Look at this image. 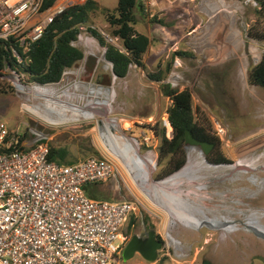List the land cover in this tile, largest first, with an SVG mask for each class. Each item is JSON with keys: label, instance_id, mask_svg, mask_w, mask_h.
<instances>
[{"label": "rangeland", "instance_id": "obj_1", "mask_svg": "<svg viewBox=\"0 0 264 264\" xmlns=\"http://www.w3.org/2000/svg\"><path fill=\"white\" fill-rule=\"evenodd\" d=\"M95 1L97 9L84 25L111 38L102 9H114L118 0ZM140 1L144 11L135 10L134 27L150 39L144 68L131 65L124 78L113 77L110 85H103L104 76L112 73L111 64L86 29L72 43L84 54L79 67L66 68L56 83L38 84L20 68L16 74L6 67L0 71V122L21 133L34 127L49 144L67 148L68 159L93 154L117 163L124 179L99 183L98 196L133 203L132 220L123 227V247L132 235L145 237L150 230L163 245L154 261L139 253L123 261L120 254L113 264H264V88L247 81L249 67L264 53V42L246 34L253 24L264 27V16L257 2L249 0ZM110 43L121 47L117 38ZM90 54L97 56V66L86 81L84 65ZM167 66L164 82L190 91L195 119L213 139L207 154L200 146H184V164L169 174L168 158L159 165L158 147L160 129L170 132L164 120L171 101L160 92L159 82L147 77ZM32 85L54 87L58 100L88 109L92 116L53 124L42 120L25 108L44 102L30 91ZM67 91L71 96L62 95ZM96 98L98 105L90 101ZM47 108L53 117L69 114L55 104ZM106 123L133 142L129 153L135 155L131 168L137 176L124 170L104 146L99 132ZM219 154L226 158L224 163L209 161ZM142 156L159 188L155 195L140 182Z\"/></svg>", "mask_w": 264, "mask_h": 264}, {"label": "built area", "instance_id": "obj_2", "mask_svg": "<svg viewBox=\"0 0 264 264\" xmlns=\"http://www.w3.org/2000/svg\"><path fill=\"white\" fill-rule=\"evenodd\" d=\"M43 1L0 0L1 46L15 59L3 69L11 74L27 63L31 44L56 16L87 0H54L47 8ZM86 29L78 26V39ZM164 124L170 130L167 118ZM103 130L99 136L110 155L135 174L124 153L107 146ZM22 133L0 122V264H113L123 249L133 203L91 198L84 187L123 178L117 163L93 154L69 164L49 160L48 141L36 142L42 136L21 141Z\"/></svg>", "mask_w": 264, "mask_h": 264}, {"label": "trees", "instance_id": "obj_3", "mask_svg": "<svg viewBox=\"0 0 264 264\" xmlns=\"http://www.w3.org/2000/svg\"><path fill=\"white\" fill-rule=\"evenodd\" d=\"M53 1L44 0L42 7H49ZM256 2L259 6L258 12L264 16V0H257ZM97 4L99 3L95 0H87L82 5L68 8L63 14L56 16L51 21L39 40L31 44L26 54L30 59L27 63L21 65V69L27 72L33 81L42 85L56 83L61 79L66 68L72 67L83 58V52L71 42L77 39L78 26L87 23L91 13L97 9ZM102 10L109 28V36L117 38L121 47L119 48L110 41L108 42L105 35L97 29L88 27L87 30L99 46L104 48L103 58L111 64L114 75L117 78H124L131 65L144 68L143 56L148 50L150 39L134 27L136 24L135 10L144 11V4L140 0H118L114 9L109 10L105 7ZM246 32L248 38L264 42V27L260 28L253 24L249 26ZM2 43L5 42L0 41V70L3 69L5 63L10 66L15 63L10 49H4L1 46ZM17 50L21 53V49L17 48ZM178 54L182 55L181 53ZM169 70L170 66H167L164 70L147 73L150 80L159 82L160 92L171 101L166 109L171 137L168 136L169 133L165 127H162L160 129L161 142L158 147L159 165L161 160L165 158L169 160L170 168L167 174L179 170L184 164V142L187 130L192 132L194 138L213 144L212 137L206 133L205 128L195 119L190 91L175 89L169 83L164 82L165 74H168ZM247 81L251 85L264 88V53L256 64L249 67ZM31 135L46 137L43 132L36 130L34 127H26L21 135V141L27 138L30 139ZM40 141H44V138L36 142ZM69 154L67 148L55 147L49 144V160L69 164L74 162V160L67 158ZM217 156L218 158L207 157L210 162L215 164L226 161L222 154ZM101 182L86 185L84 187L85 193L91 198L100 199L98 185ZM132 217L130 214L128 223L132 220ZM156 238L161 241L160 237Z\"/></svg>", "mask_w": 264, "mask_h": 264}, {"label": "bare ground", "instance_id": "obj_4", "mask_svg": "<svg viewBox=\"0 0 264 264\" xmlns=\"http://www.w3.org/2000/svg\"><path fill=\"white\" fill-rule=\"evenodd\" d=\"M233 32V31H232ZM235 34V33H234ZM235 39V38H234ZM252 49V48H251ZM68 71V70H67ZM67 73H70L71 72H67ZM66 74V73H65ZM172 76V75H171ZM17 82V81H16ZM15 82V83H16ZM80 84V83H79ZM18 89L20 91H24V88L21 84L19 83H16ZM63 85V84H62ZM80 88V87H78ZM30 91L32 93H34L35 95H38L39 97H41L42 99H44V102L41 104H38V105H25V108L27 110H29L31 113H33L34 115H36L37 117L41 118L42 120L48 122V123H57L59 121H62V120H67V119H70V120H74V119H77L78 116L80 117H84L86 119H90V117L92 116V113L87 109L85 108H82L80 106H77V105H66L64 102H62V100H58L57 97L59 96H54L55 94V88L54 87H50V86H39V85H32L30 88ZM67 89V88H65ZM69 90V89H68ZM27 92V90H26ZM70 92V91H69ZM68 91L67 92H63L62 95L63 96H66V97H69L71 96V94L69 93ZM27 94V93H26ZM78 95V94H77ZM80 96V95H78ZM30 97V96H29ZM54 97L56 98V100L54 99ZM33 99V98H32ZM82 100V98H81ZM96 100H99L98 102ZM96 100H90L92 102H96V104L98 105V103H100V99L96 98ZM40 101V100H39ZM42 101V100H41ZM91 102L90 106L93 105V103ZM89 103V102H88ZM53 104H55V106H59V110H61L62 112H69V114H65V113H60L58 112V117H53L51 116L49 113H47L46 109H48L47 107H51L53 106ZM83 105V104H82ZM85 106V105H84ZM53 108V107H52ZM96 118V117H95ZM60 123V122H59ZM113 126V125H112ZM112 126L111 124L109 123H106L105 126H104V130L103 132L107 135V138L105 140V143L107 144V146L113 150L114 152H116L117 154H122L124 153V156L127 160V165H128V168L130 169H133L131 168V166H133L134 162H133V158L135 155H130L128 154L126 156L125 152H124V149L125 150H131L130 149V145H132V141L131 140H126L123 136L120 137V135L118 134H114V132H112ZM99 129V128H98ZM121 139V140H120ZM120 142L123 143V145L120 146ZM132 147V146H131ZM195 147H198V146H195ZM200 148V147H198ZM134 151H136L134 149ZM134 153V152H133ZM132 153V154H133ZM123 155V154H122ZM146 156H149V155H146ZM143 157V156H142ZM142 160V164H143V169L142 170H139L140 174V182H142L143 186L145 189H147L151 194L155 195V193L159 190V188L153 184L152 180H151V177H150V174H149V161L147 162L145 160V158H141ZM148 160V159H147ZM129 162V163H128ZM141 163V162H140ZM139 165V164H138ZM134 167V166H133ZM135 168V167H134ZM134 170V169H133ZM135 171V170H134ZM135 175L137 176L136 172H135ZM139 177V176H138ZM168 177V176H167ZM169 188V187H168ZM146 190V191H147ZM147 191V192H148ZM148 192V193H149ZM169 193V192H168ZM172 194V192L170 193ZM177 195V194H176ZM178 197V196H177ZM176 197V198H177ZM151 198L153 200V197L151 195ZM178 199V198H177ZM246 207V206H245ZM248 208V207H247ZM246 209H244L245 211ZM248 210V209H247ZM246 210V211H247ZM249 211V210H248ZM165 212V211H164ZM170 213V212H169ZM187 227V226H186Z\"/></svg>", "mask_w": 264, "mask_h": 264}, {"label": "water", "instance_id": "obj_5", "mask_svg": "<svg viewBox=\"0 0 264 264\" xmlns=\"http://www.w3.org/2000/svg\"><path fill=\"white\" fill-rule=\"evenodd\" d=\"M108 41H111L107 35H105ZM104 57V52H103ZM30 58L28 57V60ZM97 56L94 54H90L86 56L85 59V74L86 81H89L95 71L97 66ZM28 62V61H27ZM75 67H79L78 63L74 64ZM116 77L112 72L110 77L104 76L102 84L110 85L112 82V78ZM184 146H200L205 154L208 153L209 149L212 146V143H209L205 140H199L193 137L192 132L187 130L185 133V142ZM162 241L155 239V231L150 230L146 233L145 237H141L139 235H132V237L128 240L126 245L123 247L121 256L123 261H127L131 259L135 253H139L144 259L147 261H154L157 257L158 250L162 247Z\"/></svg>", "mask_w": 264, "mask_h": 264}]
</instances>
